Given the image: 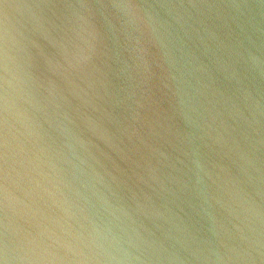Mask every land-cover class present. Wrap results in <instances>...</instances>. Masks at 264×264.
Segmentation results:
<instances>
[{"label": "water", "instance_id": "water-1", "mask_svg": "<svg viewBox=\"0 0 264 264\" xmlns=\"http://www.w3.org/2000/svg\"><path fill=\"white\" fill-rule=\"evenodd\" d=\"M0 264H264V0H0Z\"/></svg>", "mask_w": 264, "mask_h": 264}]
</instances>
